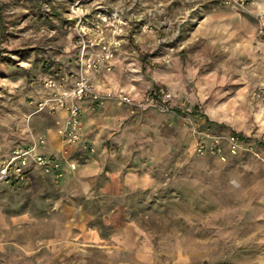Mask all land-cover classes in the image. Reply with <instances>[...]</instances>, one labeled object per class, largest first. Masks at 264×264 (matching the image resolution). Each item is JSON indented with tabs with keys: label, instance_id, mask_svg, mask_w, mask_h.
<instances>
[{
	"label": "rangeland",
	"instance_id": "rangeland-1",
	"mask_svg": "<svg viewBox=\"0 0 264 264\" xmlns=\"http://www.w3.org/2000/svg\"><path fill=\"white\" fill-rule=\"evenodd\" d=\"M262 28L264 0H0V264H264ZM104 43L105 100L71 141L46 81ZM159 87L167 109L145 103ZM29 149L52 166L2 177Z\"/></svg>",
	"mask_w": 264,
	"mask_h": 264
},
{
	"label": "built area",
	"instance_id": "built-area-1",
	"mask_svg": "<svg viewBox=\"0 0 264 264\" xmlns=\"http://www.w3.org/2000/svg\"><path fill=\"white\" fill-rule=\"evenodd\" d=\"M264 28H262L263 31ZM102 57L99 59L90 57L86 60H83L81 69L77 73L76 79L71 84H60L58 85L53 80L46 81V86L52 90V101L54 106L57 108H61L67 111L69 116L68 123L70 124V137L71 141H77L80 138L79 135V126H80V116L82 113V107L80 105V101L84 99H90L93 102H101L105 100L104 94H102L96 87L95 83L92 80L91 71L93 73H98L103 67L106 70H111L110 62L113 58V50L111 45L102 44ZM104 63L106 65H104ZM173 97L170 90L165 87H159L150 93L144 100L145 103L149 106H163L166 109L168 107L167 103ZM118 98L124 102H131L129 95L125 93H120ZM240 140L238 136H233L232 140ZM39 143H43V140H39ZM203 146L199 148L201 152L203 150ZM33 160L40 166L50 167L52 166V158H46L45 155L37 154L33 152V149H29L27 151H16L15 156H13L9 161H7L1 169L2 177H6L10 172L11 168L15 166L16 159H26L27 156H31ZM54 166H57L54 164ZM72 168H75V164H72ZM18 172L20 169L15 168Z\"/></svg>",
	"mask_w": 264,
	"mask_h": 264
},
{
	"label": "crops",
	"instance_id": "crops-1",
	"mask_svg": "<svg viewBox=\"0 0 264 264\" xmlns=\"http://www.w3.org/2000/svg\"><path fill=\"white\" fill-rule=\"evenodd\" d=\"M96 87L101 92H102V90H107L105 88L106 86H104V84L103 85H100V88L97 85H96ZM92 103H93V101L90 100V99H84V100L80 101V105L84 109V114L82 115V120L84 122V125H85L84 127H85L86 131L90 127V124H91L90 121L88 120L89 119V115L87 113V111H88L87 109L89 108V105L92 104ZM59 113L60 114H63L64 113V115H66L67 114V111L66 110L65 111H62V112L59 111ZM49 141L50 142L47 144V146L42 147V150L44 152H48L49 153L52 150L55 151V150L61 148L60 147L61 142L58 140V138L56 136L50 138ZM102 170H103V168H102V161L100 159H98V158H92L89 162L81 165L79 167L78 171L76 173H74V174L79 177L80 182H83V180H87V179L96 177V175H98L99 173H101ZM112 177L113 176H110V178L112 180V182H110V183H114V179ZM110 183H108L109 186H111ZM63 226H64V224L60 223L58 225L57 230H60Z\"/></svg>",
	"mask_w": 264,
	"mask_h": 264
},
{
	"label": "trees",
	"instance_id": "trees-1",
	"mask_svg": "<svg viewBox=\"0 0 264 264\" xmlns=\"http://www.w3.org/2000/svg\"><path fill=\"white\" fill-rule=\"evenodd\" d=\"M236 136H238V138H239L240 140H245V138H244L242 135H240V134H236Z\"/></svg>",
	"mask_w": 264,
	"mask_h": 264
}]
</instances>
